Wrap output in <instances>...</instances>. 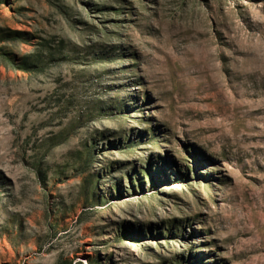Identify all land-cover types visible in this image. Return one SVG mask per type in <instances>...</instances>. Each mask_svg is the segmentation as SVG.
Segmentation results:
<instances>
[{"label": "rangeland", "instance_id": "obj_1", "mask_svg": "<svg viewBox=\"0 0 264 264\" xmlns=\"http://www.w3.org/2000/svg\"><path fill=\"white\" fill-rule=\"evenodd\" d=\"M0 264H264V0H0Z\"/></svg>", "mask_w": 264, "mask_h": 264}]
</instances>
